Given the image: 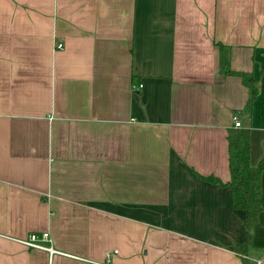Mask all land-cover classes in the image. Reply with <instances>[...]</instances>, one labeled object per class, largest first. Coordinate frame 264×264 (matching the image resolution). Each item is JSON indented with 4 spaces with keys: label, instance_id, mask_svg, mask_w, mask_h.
Instances as JSON below:
<instances>
[{
    "label": "crops",
    "instance_id": "crops-1",
    "mask_svg": "<svg viewBox=\"0 0 264 264\" xmlns=\"http://www.w3.org/2000/svg\"><path fill=\"white\" fill-rule=\"evenodd\" d=\"M231 128L256 166L264 0H0V264H264V170L245 254L201 177L230 179Z\"/></svg>",
    "mask_w": 264,
    "mask_h": 264
},
{
    "label": "trees",
    "instance_id": "trees-1",
    "mask_svg": "<svg viewBox=\"0 0 264 264\" xmlns=\"http://www.w3.org/2000/svg\"><path fill=\"white\" fill-rule=\"evenodd\" d=\"M223 63V62H221ZM248 87L250 96L246 108L251 110L252 102L259 91L258 79H253L245 72H236ZM228 168L230 179L223 182L214 175H201L202 179L226 185L231 191L232 207L245 211V238L235 245L238 253L245 254L251 242L252 229L257 221L261 206L258 200L260 174L264 170V156L256 166L250 164V146L248 128H231L227 133Z\"/></svg>",
    "mask_w": 264,
    "mask_h": 264
},
{
    "label": "built area",
    "instance_id": "built-area-1",
    "mask_svg": "<svg viewBox=\"0 0 264 264\" xmlns=\"http://www.w3.org/2000/svg\"><path fill=\"white\" fill-rule=\"evenodd\" d=\"M62 44H63L62 42H57L56 48H61ZM139 86L141 85L139 84ZM232 118H233L234 126L240 127L241 124L237 115L234 114ZM49 241H50V236L48 231H43L39 235L34 232L29 233L26 238L21 240V242L28 247L44 249L47 250L50 254H52L53 252H56V250L53 249L51 245L47 244ZM107 258H108L107 260H109V255H107ZM258 263H260V261H258Z\"/></svg>",
    "mask_w": 264,
    "mask_h": 264
}]
</instances>
